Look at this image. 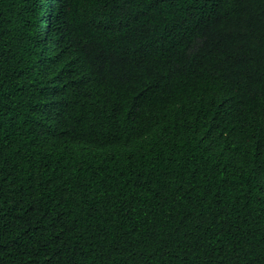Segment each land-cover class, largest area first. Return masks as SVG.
Instances as JSON below:
<instances>
[{
    "label": "trees",
    "instance_id": "obj_1",
    "mask_svg": "<svg viewBox=\"0 0 264 264\" xmlns=\"http://www.w3.org/2000/svg\"><path fill=\"white\" fill-rule=\"evenodd\" d=\"M0 264H264V0H0Z\"/></svg>",
    "mask_w": 264,
    "mask_h": 264
}]
</instances>
